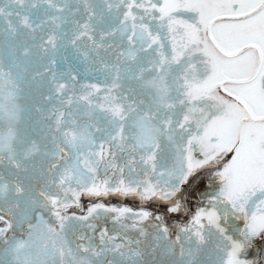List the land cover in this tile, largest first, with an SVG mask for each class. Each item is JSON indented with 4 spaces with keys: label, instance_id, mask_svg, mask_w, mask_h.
Here are the masks:
<instances>
[{
    "label": "snow or ice",
    "instance_id": "obj_1",
    "mask_svg": "<svg viewBox=\"0 0 264 264\" xmlns=\"http://www.w3.org/2000/svg\"><path fill=\"white\" fill-rule=\"evenodd\" d=\"M258 240L264 0H0V264H264Z\"/></svg>",
    "mask_w": 264,
    "mask_h": 264
},
{
    "label": "rangeland",
    "instance_id": "obj_2",
    "mask_svg": "<svg viewBox=\"0 0 264 264\" xmlns=\"http://www.w3.org/2000/svg\"><path fill=\"white\" fill-rule=\"evenodd\" d=\"M212 191H213V181L211 177H208L205 179L204 185L199 191L188 196V207L190 209H195L201 204L202 201H204L205 197L208 194H210ZM169 215H170V226H173L179 222L186 221L188 219V217L182 214L181 215L169 214ZM236 223H239V222H236ZM262 246H264V241H259V240L256 241V247L251 250L249 258L259 259L257 258V255H259L260 249Z\"/></svg>",
    "mask_w": 264,
    "mask_h": 264
},
{
    "label": "flooded vegetation",
    "instance_id": "obj_3",
    "mask_svg": "<svg viewBox=\"0 0 264 264\" xmlns=\"http://www.w3.org/2000/svg\"><path fill=\"white\" fill-rule=\"evenodd\" d=\"M92 201L89 200L86 197H82V203L84 204L85 208L91 203ZM106 204H111V205H116V206H120V205H128L131 206L133 208H138L139 207V202L135 201L133 199H121V198H117V197H110L108 199H106L104 201ZM147 210L152 211L154 214H158V215H165L166 217V222L169 224L170 226V215L165 213L164 207L159 204V203H150L147 204L146 206ZM257 258H259V255H257Z\"/></svg>",
    "mask_w": 264,
    "mask_h": 264
}]
</instances>
